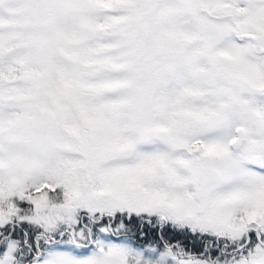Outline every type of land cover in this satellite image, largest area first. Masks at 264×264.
Masks as SVG:
<instances>
[{"label": "snow or ice", "instance_id": "snow-or-ice-1", "mask_svg": "<svg viewBox=\"0 0 264 264\" xmlns=\"http://www.w3.org/2000/svg\"><path fill=\"white\" fill-rule=\"evenodd\" d=\"M0 264H264V0H0Z\"/></svg>", "mask_w": 264, "mask_h": 264}]
</instances>
